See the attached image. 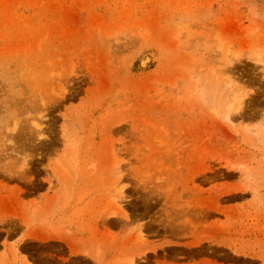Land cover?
Masks as SVG:
<instances>
[{
    "label": "rangeland",
    "instance_id": "1",
    "mask_svg": "<svg viewBox=\"0 0 264 264\" xmlns=\"http://www.w3.org/2000/svg\"><path fill=\"white\" fill-rule=\"evenodd\" d=\"M0 264H264V0H0Z\"/></svg>",
    "mask_w": 264,
    "mask_h": 264
},
{
    "label": "crops",
    "instance_id": "2",
    "mask_svg": "<svg viewBox=\"0 0 264 264\" xmlns=\"http://www.w3.org/2000/svg\"><path fill=\"white\" fill-rule=\"evenodd\" d=\"M52 212H53V211H52ZM54 214H55V213H54ZM55 217L59 218L60 216H55ZM25 235H26V234H25ZM27 238H28V237H26V236L23 235V236L21 237V240L19 241V244L22 243V241H23V240H26ZM152 250H153V249L149 250V251L147 252V254H151V253L153 254L154 252H153Z\"/></svg>",
    "mask_w": 264,
    "mask_h": 264
},
{
    "label": "bare ground",
    "instance_id": "3",
    "mask_svg": "<svg viewBox=\"0 0 264 264\" xmlns=\"http://www.w3.org/2000/svg\"><path fill=\"white\" fill-rule=\"evenodd\" d=\"M239 100V98L236 97L235 101L237 102ZM233 109V104L231 106H229V111H231Z\"/></svg>",
    "mask_w": 264,
    "mask_h": 264
}]
</instances>
